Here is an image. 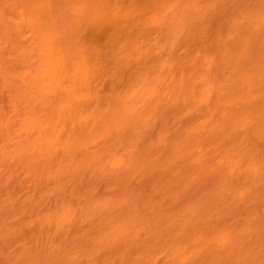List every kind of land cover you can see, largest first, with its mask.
Listing matches in <instances>:
<instances>
[{"label": "bare ground", "instance_id": "obj_1", "mask_svg": "<svg viewBox=\"0 0 264 264\" xmlns=\"http://www.w3.org/2000/svg\"><path fill=\"white\" fill-rule=\"evenodd\" d=\"M0 264H264V0H0Z\"/></svg>", "mask_w": 264, "mask_h": 264}, {"label": "clouds", "instance_id": "obj_2", "mask_svg": "<svg viewBox=\"0 0 264 264\" xmlns=\"http://www.w3.org/2000/svg\"><path fill=\"white\" fill-rule=\"evenodd\" d=\"M100 2H101V0H87V3H89L91 5H95V4H98ZM82 32H83V27H79V28L74 29V33L76 34V35H74V41L78 40V38H79L78 34H82Z\"/></svg>", "mask_w": 264, "mask_h": 264}]
</instances>
